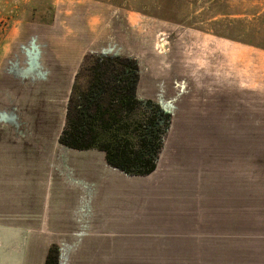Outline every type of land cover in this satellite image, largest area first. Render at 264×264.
I'll list each match as a JSON object with an SVG mask.
<instances>
[{
    "label": "rangeland",
    "instance_id": "374dc122",
    "mask_svg": "<svg viewBox=\"0 0 264 264\" xmlns=\"http://www.w3.org/2000/svg\"><path fill=\"white\" fill-rule=\"evenodd\" d=\"M41 27L70 28L95 47L96 37H113L102 51L134 55L144 74L168 53L163 75L175 101L152 183L172 174L176 183L161 181L146 224L121 232L117 255L91 248L99 253L84 262H62L60 250L59 264H264V0H0L1 50ZM179 45L185 58L201 59L191 75L177 62ZM230 47L232 86L224 79ZM61 152L58 160L77 161ZM104 155L95 150L88 161Z\"/></svg>",
    "mask_w": 264,
    "mask_h": 264
},
{
    "label": "crops",
    "instance_id": "0c3cea01",
    "mask_svg": "<svg viewBox=\"0 0 264 264\" xmlns=\"http://www.w3.org/2000/svg\"><path fill=\"white\" fill-rule=\"evenodd\" d=\"M57 28L35 30L0 49V264H45L53 245L60 246L62 262L64 255L71 262H84L99 253L91 248H112L111 253L117 255L118 239L125 235L121 232H137L131 226L137 219L144 224L150 216L146 208L153 206V192L166 189L159 187L161 181L176 183L172 174L154 186L152 179L160 163L149 176H128L107 162L88 161L95 150L73 153L76 150L59 143L75 77L85 56L103 52L104 41L114 39L98 36L95 47L67 30L70 28L64 33ZM160 33L163 37V31ZM210 50L216 53V48ZM185 51L182 45L177 47V62L188 66L185 71L191 75L189 65L201 59L185 58ZM232 56L230 47L224 61L229 86L233 84ZM165 59L169 63L168 53L161 52L160 61L155 60L160 71L156 64L148 74L141 69L138 96L156 101L175 116V101L167 97L173 93L172 86L168 88L163 75L168 70ZM144 79L150 88L145 92ZM215 81L222 83L221 79ZM154 87L160 88L159 95ZM177 96V102L184 99ZM58 150L75 154L77 161L58 160ZM142 227L140 230H146Z\"/></svg>",
    "mask_w": 264,
    "mask_h": 264
},
{
    "label": "trees",
    "instance_id": "16d2710c",
    "mask_svg": "<svg viewBox=\"0 0 264 264\" xmlns=\"http://www.w3.org/2000/svg\"><path fill=\"white\" fill-rule=\"evenodd\" d=\"M141 79L136 58L104 53L85 56L75 77L59 143L72 150H96L128 176H149L157 169L171 112L138 96ZM53 245L45 264H59Z\"/></svg>",
    "mask_w": 264,
    "mask_h": 264
},
{
    "label": "water",
    "instance_id": "95a60500",
    "mask_svg": "<svg viewBox=\"0 0 264 264\" xmlns=\"http://www.w3.org/2000/svg\"><path fill=\"white\" fill-rule=\"evenodd\" d=\"M33 47L35 48V46H34V43H33ZM38 53V52H37ZM104 54H107V52H103Z\"/></svg>",
    "mask_w": 264,
    "mask_h": 264
},
{
    "label": "flooded vegetation",
    "instance_id": "af4514ba",
    "mask_svg": "<svg viewBox=\"0 0 264 264\" xmlns=\"http://www.w3.org/2000/svg\"><path fill=\"white\" fill-rule=\"evenodd\" d=\"M162 106V105H161ZM163 107V106H162ZM164 108V107H163ZM165 109V108H164ZM168 111V110H167ZM170 112V111H169Z\"/></svg>",
    "mask_w": 264,
    "mask_h": 264
}]
</instances>
